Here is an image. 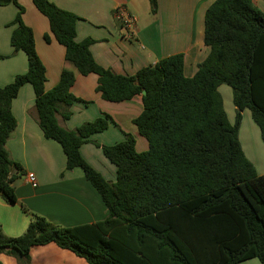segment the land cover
Returning a JSON list of instances; mask_svg holds the SVG:
<instances>
[{
    "label": "trees",
    "instance_id": "16d2710c",
    "mask_svg": "<svg viewBox=\"0 0 264 264\" xmlns=\"http://www.w3.org/2000/svg\"><path fill=\"white\" fill-rule=\"evenodd\" d=\"M32 2L64 47L65 61L82 75L97 74L103 99L141 95L142 111L133 123L148 148L137 151L131 134L110 145L94 142L116 165L113 182L90 166L79 147L106 129L111 117L104 114L73 129L59 123L58 117L70 116L73 102L84 101L71 92L75 73L63 67L46 90L33 31L22 20L24 7L18 0H0L17 7L10 44L13 53L21 50L27 57V70L0 86V197L17 202L13 182L24 170L6 142L17 123L11 102L29 83L43 136L60 144L65 168H81L108 209L105 218L74 226L53 225L32 213L18 236L0 226V253L30 264L31 247L55 243L88 264H236L250 258L264 264V174L256 172L237 138L248 109L264 143V12L253 0H213L203 21L208 52L192 76L184 75L181 52L123 75L94 59L93 39L75 40L77 15L49 0ZM149 4L154 14L157 0ZM44 39L50 41L48 33ZM222 84L232 91L233 124L218 90Z\"/></svg>",
    "mask_w": 264,
    "mask_h": 264
},
{
    "label": "crops",
    "instance_id": "0c3cea01",
    "mask_svg": "<svg viewBox=\"0 0 264 264\" xmlns=\"http://www.w3.org/2000/svg\"><path fill=\"white\" fill-rule=\"evenodd\" d=\"M18 1L24 7L22 20L33 31L35 49L45 67V89L52 88L58 82L62 68L67 67L75 73L71 92L88 102H73L70 116L66 119L58 117L59 123L73 129L104 114L111 117L108 127L91 134L88 141L80 145L79 151L106 180L115 181L116 165L94 142L110 145L131 134L137 151L146 150L147 140L133 123L142 111L141 95L119 102L103 99L96 91L97 74L82 75L67 63L64 47L51 33L48 19L37 10L32 0ZM49 1L78 16L75 40L93 39L89 49L94 59L117 74H134L143 66L181 52L184 75L190 77L208 52L203 44V21L205 9L213 0H157L154 14L149 0ZM253 1L264 12V0ZM118 6H123L135 18L133 38L127 37L115 18ZM16 12L17 7L13 3L0 5V86L27 70L25 53L21 50L13 53L10 44V35L15 27L10 22ZM46 33L50 41L44 39ZM34 99L31 84L24 83L11 102V111L17 123L6 147L11 158L21 165L24 174L13 182L17 202L7 203L0 197V226L8 236L20 235L31 220L32 213L58 226L91 223L108 214L101 196L85 178L81 168L67 170L66 156L60 144L43 136L35 116ZM260 168L258 174H264V169ZM28 172L35 174L36 186L26 181ZM21 204L28 211H24ZM0 263L19 264L15 257L5 253H0ZM30 264L88 263L70 250L48 243L31 247ZM236 264L262 263L257 258H250Z\"/></svg>",
    "mask_w": 264,
    "mask_h": 264
},
{
    "label": "rangeland",
    "instance_id": "374dc122",
    "mask_svg": "<svg viewBox=\"0 0 264 264\" xmlns=\"http://www.w3.org/2000/svg\"><path fill=\"white\" fill-rule=\"evenodd\" d=\"M218 90L222 96L227 117L230 123L233 124L235 119V108L232 103L231 88L226 84H222L218 87ZM237 138L244 155L254 165L256 172L258 173L261 166L262 168L260 169H264V143L261 140L257 125L251 119L248 109L242 111Z\"/></svg>",
    "mask_w": 264,
    "mask_h": 264
},
{
    "label": "built area",
    "instance_id": "2783aa9c",
    "mask_svg": "<svg viewBox=\"0 0 264 264\" xmlns=\"http://www.w3.org/2000/svg\"><path fill=\"white\" fill-rule=\"evenodd\" d=\"M115 18L120 22L125 30L128 38H133L135 34V18L127 12L123 6H118L115 9ZM26 181L32 185H37V179L33 172H28L26 174Z\"/></svg>",
    "mask_w": 264,
    "mask_h": 264
},
{
    "label": "water",
    "instance_id": "95a60500",
    "mask_svg": "<svg viewBox=\"0 0 264 264\" xmlns=\"http://www.w3.org/2000/svg\"><path fill=\"white\" fill-rule=\"evenodd\" d=\"M144 93H145V91L143 90V91H142V94H144Z\"/></svg>",
    "mask_w": 264,
    "mask_h": 264
}]
</instances>
